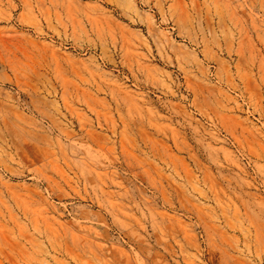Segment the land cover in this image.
Masks as SVG:
<instances>
[{
    "label": "rangeland",
    "instance_id": "1",
    "mask_svg": "<svg viewBox=\"0 0 264 264\" xmlns=\"http://www.w3.org/2000/svg\"><path fill=\"white\" fill-rule=\"evenodd\" d=\"M0 264H264V0H0Z\"/></svg>",
    "mask_w": 264,
    "mask_h": 264
}]
</instances>
